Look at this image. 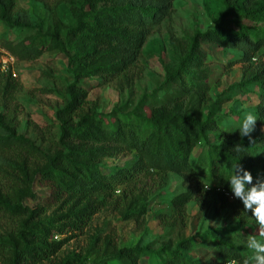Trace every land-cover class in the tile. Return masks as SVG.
<instances>
[{
  "label": "trees",
  "instance_id": "16d2710c",
  "mask_svg": "<svg viewBox=\"0 0 264 264\" xmlns=\"http://www.w3.org/2000/svg\"><path fill=\"white\" fill-rule=\"evenodd\" d=\"M65 1L72 16L69 24L57 23L46 31L37 29L32 35L3 44L17 59L56 51L66 60L71 78L65 87V103L56 112L54 151L45 153V162L31 176L25 175L23 187L14 192V204L0 196V205L24 216L16 238L9 241V264L48 260L61 244L53 235L82 230L97 211L113 202L116 186L127 184L138 174L182 172L197 180L195 189L208 184L224 193H231L226 178L237 161L250 171L253 183L258 176L264 178V132L260 128L264 126V66L250 72L238 85L258 100L255 129L250 137H241L234 125L242 115L232 110L218 114L215 105L209 103L207 77L214 51L206 53L200 47L202 40L212 47L240 51L238 57L227 59L224 68L234 61L245 62L264 54V32L241 23L264 22V0H217L222 10L213 27L189 38L186 53L173 69L165 70L163 83L148 96L151 107L147 111L141 107L125 111L120 106L107 113L87 98L88 90L81 82L95 76L126 75L150 28L167 14L171 0ZM15 3L0 0V22L7 27H28L12 19ZM11 83L10 71L0 70V91L9 92ZM233 114L238 120L223 125L222 120ZM212 132H217V141L210 140ZM19 140L20 136L7 130L6 136L0 135V146ZM237 145L243 149L239 154L233 151ZM195 149L200 152L194 153ZM122 153L134 155L135 161L110 169L101 166L104 158ZM36 175L50 193L39 205L29 207L22 201L35 198L30 184ZM192 194L187 189L173 196L169 201L174 209L172 221L158 213L163 222L170 226L184 222L185 205ZM51 207L55 209L48 214ZM145 213V204L133 199L122 217L141 224ZM202 248L211 250L208 263L193 254ZM110 254L116 264H245L252 255L237 246L232 231L224 236L215 231L190 233L176 240L168 238L155 247L149 243L116 246ZM59 264L106 263H86L70 256Z\"/></svg>",
  "mask_w": 264,
  "mask_h": 264
},
{
  "label": "rangeland",
  "instance_id": "374dc122",
  "mask_svg": "<svg viewBox=\"0 0 264 264\" xmlns=\"http://www.w3.org/2000/svg\"><path fill=\"white\" fill-rule=\"evenodd\" d=\"M221 10L217 0H171L167 14L150 28L126 75L95 76L81 82L88 90L87 98L104 113L120 106L125 111L136 107L147 111L151 107L148 96L163 83L165 70L173 69L183 57L190 37L213 27ZM12 19L28 27H7L0 22V48L6 52L3 47L6 40L17 41L37 29L46 31L57 23L65 26L72 21V16L65 0H16ZM241 23L264 32V22L256 24L243 20ZM200 47L206 53L214 51L207 82L209 103L215 105L217 113L226 115L228 110L242 116L245 111L254 113L257 98L243 92L238 85L250 72L264 66V54L258 53L245 62L234 61L224 68L227 59L236 58L241 52L235 48L212 47L210 42L202 40ZM12 56L15 60L9 67L12 88L9 92L0 91V135L6 136L9 130L21 138L9 146H0V196L10 204L15 203L14 192L23 187L25 175L31 176V172L45 162V153L54 151L58 136L56 112L63 107L67 98L65 87L71 82L66 60L56 51H45L32 59ZM234 114L226 116L223 125H233L238 120ZM260 128L264 132V126ZM218 137L217 132L209 134L211 141H217ZM198 152L200 149H195L194 153ZM134 161V155L122 153L104 158L101 166L110 169ZM187 175L150 172L138 174L127 184L116 186L113 202L97 211L86 227L53 235L54 240H61L58 250L48 260L28 264H59L70 256L86 263L116 264L111 260L113 247L148 243L155 247L168 238L176 240L204 231H215L220 236L232 231L237 246L250 251L242 241L249 235L259 239V232L264 231L252 218L251 211L245 212L243 204L231 193L214 190L208 184V188L204 185L201 190L195 189L197 180ZM30 186L35 198L27 197L22 203L35 207L50 190L40 181L39 175L33 178ZM187 189L193 194L185 205L184 222L166 224L158 213L166 214L168 222L172 221L174 209L169 201ZM133 199H139L146 207L141 224L122 217ZM23 219L24 216H17L0 205V240L6 241L0 243V264H9V241L16 238ZM196 251L193 254L208 263L212 255L210 248Z\"/></svg>",
  "mask_w": 264,
  "mask_h": 264
},
{
  "label": "clouds",
  "instance_id": "9594fccd",
  "mask_svg": "<svg viewBox=\"0 0 264 264\" xmlns=\"http://www.w3.org/2000/svg\"><path fill=\"white\" fill-rule=\"evenodd\" d=\"M257 119V115L252 111H245L239 122L234 125L235 131H238L241 137H250ZM242 150L240 145L233 149L237 154ZM226 181L232 196L243 204L245 212L250 210L256 224L264 228V178L258 176L253 183L250 171L237 161L229 170ZM259 236L260 238L257 239L256 236L249 235L245 241H242L252 253L245 264H264V231H260Z\"/></svg>",
  "mask_w": 264,
  "mask_h": 264
},
{
  "label": "built area",
  "instance_id": "2783aa9c",
  "mask_svg": "<svg viewBox=\"0 0 264 264\" xmlns=\"http://www.w3.org/2000/svg\"><path fill=\"white\" fill-rule=\"evenodd\" d=\"M14 57L6 52L4 49L0 48V70L9 71L10 65L14 62ZM208 188V186H205Z\"/></svg>",
  "mask_w": 264,
  "mask_h": 264
}]
</instances>
